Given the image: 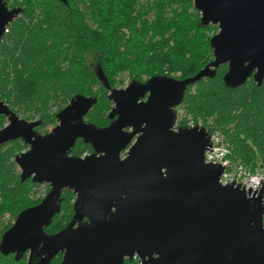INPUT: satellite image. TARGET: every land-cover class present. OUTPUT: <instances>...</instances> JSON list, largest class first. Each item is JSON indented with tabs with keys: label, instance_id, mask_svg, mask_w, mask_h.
Wrapping results in <instances>:
<instances>
[{
	"label": "water",
	"instance_id": "95a60500",
	"mask_svg": "<svg viewBox=\"0 0 264 264\" xmlns=\"http://www.w3.org/2000/svg\"><path fill=\"white\" fill-rule=\"evenodd\" d=\"M193 2L200 25L219 28L210 39L214 59L192 78L155 76L125 89L111 87L97 66L113 104L107 127L86 121L94 96L72 98L46 134L36 131L40 120L21 119L0 98V115L8 119L0 146L23 140L29 149L15 157L21 181L50 187L3 234L0 253L20 259L41 249V264L58 253L61 264H125L135 256L142 264H264V185L255 192L236 182L222 185L224 167L205 162L210 132L203 126L174 131L188 87L214 78L221 66H228V88L251 78L262 85L264 0ZM22 12L0 0V43ZM78 140L94 153L70 156ZM64 190L76 196L73 218L48 235Z\"/></svg>",
	"mask_w": 264,
	"mask_h": 264
},
{
	"label": "trees",
	"instance_id": "16d2710c",
	"mask_svg": "<svg viewBox=\"0 0 264 264\" xmlns=\"http://www.w3.org/2000/svg\"><path fill=\"white\" fill-rule=\"evenodd\" d=\"M6 1L23 12L0 44V98L14 113L39 119L40 134L56 125V114L77 95L97 98L88 123L109 125L113 108L109 90L86 55L95 58L113 88L120 73L140 82L144 76L183 80L196 76L213 59L207 33L218 28L200 25L201 15L192 0ZM227 71V65L221 66L214 78L189 86L179 108L202 121L210 133L223 136L232 150V163L251 170L264 167V82L259 86L251 78L240 88H228L223 81ZM5 120L0 115V128ZM26 149L22 140L0 146V227L6 214L15 222L50 191L46 184L45 196L35 199L41 184L21 181L15 157ZM92 151L91 145L79 140L71 154L81 157ZM74 199L72 192L63 191L61 212L45 229L47 234H57L70 223ZM13 224L3 227L0 240ZM0 259L7 257L0 254Z\"/></svg>",
	"mask_w": 264,
	"mask_h": 264
},
{
	"label": "built area",
	"instance_id": "2783aa9c",
	"mask_svg": "<svg viewBox=\"0 0 264 264\" xmlns=\"http://www.w3.org/2000/svg\"><path fill=\"white\" fill-rule=\"evenodd\" d=\"M177 121L174 126V131L180 128H194L203 126L202 121H196L191 116L176 108ZM211 134V148L205 153V162L207 164L221 165L224 167V172L221 176L220 183L227 185L233 182L241 184L247 191H258L264 185V167L251 170L250 168L232 163V150L225 142L223 136L218 133Z\"/></svg>",
	"mask_w": 264,
	"mask_h": 264
},
{
	"label": "rangeland",
	"instance_id": "374dc122",
	"mask_svg": "<svg viewBox=\"0 0 264 264\" xmlns=\"http://www.w3.org/2000/svg\"><path fill=\"white\" fill-rule=\"evenodd\" d=\"M193 1V0H192ZM193 6H194V2H193ZM174 8L175 9H179L180 8V6L179 5H174ZM174 9V10H175ZM196 9V8H195ZM180 11V10H179ZM198 11V10H197ZM190 12H192V10H190ZM199 12V11H198ZM200 13V12H199ZM201 15V14H200ZM170 16H172V13H170ZM150 18H152V15L150 16ZM214 27H217L218 28V26H214ZM219 32V28L217 29V32L215 33V32H213L212 30L211 31H209L207 34L209 35V37H210V39L214 36V35H216L217 33ZM86 59H87V63H88V65H90L92 68H94V69H96L95 67H96V62H95V58L93 57V56H90V55H86ZM213 59H214V56H213ZM212 59V60H213ZM211 62V61H210ZM179 75V74H178ZM174 78V77H173ZM148 79H150V78H148V77H146V76H144V77H142V81L143 82H145V81H147ZM175 79H177V78H175ZM115 81H116V85H115V87L114 88H117V89H125L130 83H131V81H133V79H132V77L127 73V72H124V73H120L118 76H116V78H115ZM57 111V108H54L53 110H52V112H56ZM180 111L181 112H183V115L185 114V110L183 109V108H180ZM21 119H24V120H26V121H37V120H39V119H35V120H28L27 118H25L22 114H17ZM8 124V121H7V119L4 121V125H3V127L2 128H0V130L1 129H3L6 125ZM58 124V121H57V123H56V125ZM56 125H53V126H49L48 128H47V130L50 132ZM27 148H28V146H27ZM23 152H26V150L25 151H23ZM23 152H21V153H23ZM21 153H19V154H21ZM18 154V155H19ZM19 169V168H18ZM20 171V170H19ZM20 174H21V172H20ZM46 184H41V187L39 188V193L36 195V196H34V198L35 199H38V198H42L43 196H45V193H46V190H47V188H46V186H45ZM9 222H12V223H14V220L12 219V217H11V215L10 214H6V216L4 217V220H3V225L0 227V232H2V230H3V227L4 226H7L8 224H9Z\"/></svg>",
	"mask_w": 264,
	"mask_h": 264
},
{
	"label": "flooded vegetation",
	"instance_id": "af4514ba",
	"mask_svg": "<svg viewBox=\"0 0 264 264\" xmlns=\"http://www.w3.org/2000/svg\"><path fill=\"white\" fill-rule=\"evenodd\" d=\"M1 1H3L5 4H6V6H7V8H8V10H13V9H15V8H21V7H14V5H13V2L12 1H6V0H1ZM14 21V20H13ZM12 21V22H13ZM11 22V23H12ZM10 23V24H11ZM9 24V25H10ZM9 27V26H8ZM4 37H5V35H4ZM3 37V38H4ZM3 38H2V40H3ZM2 40H1V42H2ZM1 44V43H0ZM6 118V117H5ZM7 119V118H6ZM7 121H8V119H7ZM110 123H111V121H110ZM110 123H109V125H110ZM23 141V140H22ZM79 141V140H78ZM83 141V140H82ZM24 142V141H23ZM24 144H25V142H24ZM26 145V144H25ZM27 146V145H26ZM29 149V147L26 149V151ZM94 153V150L91 152V153H86V154H84L83 156H81V157H79V158H83V157H86V156H88V155H91V154H93ZM125 153L126 152H124V154H123V157L125 156ZM70 156H75V155H72L71 154V152H70ZM75 157H78V156H75ZM21 175V174H20ZM73 193V192H72ZM63 194V193H62ZM74 194V193H73ZM75 195V194H74ZM75 198H76V196H75ZM74 202H75V199H74V201H73V205H74ZM73 215H74V211H73ZM73 218V217H72ZM72 220V219H71ZM86 221V220H85ZM71 222V221H70ZM67 227V226H66ZM63 230V229H62ZM61 230V231H62ZM48 235H53L52 233H48ZM3 236V235H2ZM1 239H2V237H1ZM0 242H1V240H0ZM0 254H2V253H0ZM3 255V254H2ZM45 255H46V253L44 252V251H41V249H39L38 251H36L35 253H31L30 251H27L24 255H23V257L22 258H20V259H16V254L15 253H11L10 255H8V256H6L7 257V259H0V264H3L4 262H6V261H8V262H10V264H13L14 263V261H16L17 263H22V264H41V259L43 258V257H45ZM3 256H5V255H3ZM60 259V260H59ZM56 260H59V263L58 264H61V262H62V260H63V253H58L53 259H52V261H51V264H52V262H54V261H56ZM125 264H142V262H141V260H140V258L138 257V256H135L132 260H129V259H126L125 260Z\"/></svg>",
	"mask_w": 264,
	"mask_h": 264
}]
</instances>
